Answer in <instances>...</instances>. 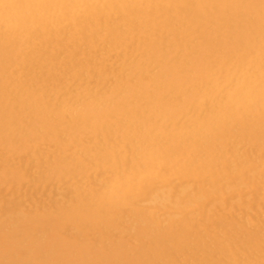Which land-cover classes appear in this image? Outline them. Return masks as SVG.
<instances>
[{
    "label": "bare ground",
    "instance_id": "bare-ground-1",
    "mask_svg": "<svg viewBox=\"0 0 264 264\" xmlns=\"http://www.w3.org/2000/svg\"><path fill=\"white\" fill-rule=\"evenodd\" d=\"M82 5L85 8H81ZM76 13L84 14L82 23H74ZM64 23L70 25L69 28L59 30V26ZM71 32H77L79 35L89 33L92 37L98 38L106 33L113 41L111 42L109 39V42L114 46H120L125 38L133 37L136 42L132 43L131 47L129 46L130 53L141 56L143 60L141 66H144L145 69L157 70V72L153 76L148 72L138 74L137 81L134 79L132 81L131 78L122 79L121 73L115 71L118 73V75H115L118 81L115 80L116 83L113 84L114 86L109 91V95L103 93L100 96L93 93L92 95H80L73 106L68 101H60L61 99L59 103L46 104L42 99L44 93L42 92V96L37 93L36 86L34 87L36 92L29 91L30 89L27 90L29 82L24 85V82L22 84L18 79H14L12 70L19 63L21 65L24 62L21 66L28 69L33 63L34 65H42L46 59H53V56L41 54L39 51H37L39 55L35 56L30 51L31 47L35 44L41 46L51 44L52 41L66 38ZM75 35L72 34V37ZM105 39L107 41V38ZM93 43L95 45V42ZM78 51H75L76 54H78ZM68 58L67 60H69ZM127 62L126 67L131 72L139 71L140 65L133 66L132 63L129 64L130 60ZM106 63L103 64L106 65ZM65 69L63 68V70ZM88 70L84 71L88 72ZM99 73L101 74V72ZM95 75L97 74L95 73ZM32 79L34 82L37 80L36 77H32ZM120 79L122 80L120 81ZM262 106H264V0H0V141L8 145L11 151L15 149L21 151L22 149L18 148H24L23 143L34 142L36 138L38 140V137L53 136L61 147L72 145L73 149L76 147L79 149L77 139L81 134L84 132L93 135H100L99 132L108 134L110 129L108 122L111 120H116L115 125L118 134L120 136L125 135L122 137L124 138L123 142L126 143L122 153L113 152V146L106 145L107 141L105 139L104 141L101 139L103 143L99 144L100 150L105 154H97L99 160L96 162L102 168L105 167L110 170L111 174L115 169H118L119 177L116 180L110 181L107 179L103 183L101 182L100 191H98L99 189L91 191V187L88 190L82 188L81 191L80 189L81 192L78 196L70 199L69 206L59 208V211L55 210L56 212L53 214L35 218L28 217L30 223L26 228V232L29 235L35 233L34 231L41 226L54 232L63 228L66 223L71 222L73 225H77L82 233L90 229L94 230L100 238H106L107 240H102L103 243L96 242L94 249L100 251L93 253V264H164L171 256L169 250L171 248L168 249V247H180L182 242L189 241L192 244L194 243L196 247H201L203 242L201 243L198 240L200 236L199 238H192L190 237L191 234L187 232L188 223L186 219L179 221L180 227L176 230L172 229V226L163 233L153 230L149 240H143L135 244L139 252L146 245L151 251L136 259L138 263L133 262L135 259L132 261L129 258L131 255L128 256L126 252L128 250H125L127 246L117 241L111 242L110 237L113 235L111 236L110 229L113 226L121 225V222H119L122 218L121 215L126 214L133 221L137 216L136 213H130L134 210L132 199L134 198L135 188H133L129 178L132 177V174L138 178L137 174L139 175V173L147 175L155 173V167L163 160L174 161L180 159L186 165L188 162L187 156L191 154V151H193L192 155L194 157L205 153L210 159L212 157L216 159L215 156L223 152L226 146H223L226 134L236 127L240 128V132L243 134L250 130L255 139L264 140V110H262ZM59 129L63 137L69 138L66 143L59 141L57 137ZM236 136V138H239L237 134ZM132 138L139 139L140 149L131 150L129 144ZM90 142L92 143V141ZM110 143L108 142V144ZM94 144L96 145V143ZM246 145L248 146V143ZM237 147L239 148V145ZM16 151L15 153H17ZM133 152L135 154L133 162H129L125 157L132 155ZM255 158L257 159L256 156ZM81 164L82 161L79 160V152L77 151L73 157L70 155V157L65 158L64 155L63 158H60L55 165V172L61 173L62 176L66 175L67 178V175L69 176L72 171H81ZM170 164L174 165L176 163L172 162ZM221 167L223 169V166ZM69 168H71L70 172H68ZM50 171L54 172V166H51ZM219 174L221 173L219 172ZM192 175L194 177L195 174L192 173ZM233 183L234 186L236 182ZM222 185L224 187L225 184L222 183ZM235 186V188L238 187ZM70 189L73 190V188ZM68 194V196L71 195ZM58 196L62 197L60 194ZM54 205L52 204V206ZM227 210L223 212H228ZM136 221L144 227L149 224L150 219L145 217V219ZM30 224L31 226H29ZM104 230L105 233H103ZM14 240L16 238L6 241H12L13 243ZM0 245H3L1 241ZM38 245L40 246V244ZM49 245L48 249L52 255L56 249L66 252L71 248L69 246L71 244L63 242L57 237ZM85 246L86 244L83 243L74 244V248H72L75 249V254H65V256H73L72 260L75 257L77 261L84 260L87 258L83 250ZM133 250L135 251L134 247ZM138 255L140 256V254ZM53 259L44 258L41 261L44 264H54ZM197 261L199 262L198 259ZM226 263L218 262L217 264Z\"/></svg>",
    "mask_w": 264,
    "mask_h": 264
},
{
    "label": "rangeland",
    "instance_id": "rangeland-1",
    "mask_svg": "<svg viewBox=\"0 0 264 264\" xmlns=\"http://www.w3.org/2000/svg\"><path fill=\"white\" fill-rule=\"evenodd\" d=\"M80 7L85 8V6L83 5ZM83 18H84L83 13H76V19L74 23H82ZM71 24L73 23L71 22ZM69 26L70 25H68L67 23H64L61 26H59L58 29L67 30ZM72 34L73 35L76 34V35L72 37ZM81 35L84 38H82ZM102 35L99 36L98 38V37H92L91 35H89V33L79 35V33L77 32H71L66 38L64 37L54 42L52 41V43L48 45L41 46L39 44H35L31 47V50H30L31 52L35 54V56L39 55V52H40L41 54L51 55L54 58L51 60L46 59V61L42 63V65H34L33 63V65H31L28 69L23 68V66L21 65L24 62L22 63L20 61L22 64L20 65L19 63V65L18 66L16 65L14 67V70H12V77L14 79H18L22 84L25 83L24 85H27L28 84L27 82H29V84L27 85L28 88H26L27 90L30 89L29 91L36 92V89H37L38 90L37 93H40L41 96L44 93V95L42 96V99L44 103L46 102V104L59 103L60 101L64 100L66 102L67 101L70 102V105L73 106L74 103L77 101L78 97H80V95H84V94L92 95V93L96 96H100L103 94L109 95V91L114 86L113 84L116 83V81H118V79H116L115 77V75H118L117 73L118 71L119 73H121L122 79L131 78L132 81L133 79L137 81L138 74H143V73L148 72L152 74L151 76H153L154 73L157 72V70L145 69L144 66H141L143 64V60L141 56L139 54H131L132 52L130 53L129 49L132 46V43L134 44L136 42L135 38L133 37H129L127 39L125 38L121 42L120 46H114L113 44H111V42L113 41L108 37L106 33H103ZM105 38H107L108 42L110 39L111 42L108 43L107 41H105L106 40ZM125 40L127 41L125 42ZM92 41L95 42V45ZM78 42L80 43V45ZM82 47L84 50L82 49ZM75 48L79 50L77 52L78 54H76L75 52L77 50H73ZM125 48H127L128 50H126ZM125 53L126 55L129 53L131 55L129 54L126 56ZM55 54H56V58H55ZM67 57H69L68 58L69 60H67ZM77 57H79L78 60H77ZM80 57H81V60H80L81 62L79 61ZM88 58H90L89 59L90 61L88 60ZM127 58L128 60H130L129 64L132 63L131 65L133 66L140 65L139 71L136 70L135 71L136 73L135 72L133 73L128 69V67H126L127 66L126 64L128 63ZM64 60L65 61L67 60V61L65 62ZM63 63H65L66 65ZM103 63H106V65ZM86 67L90 71L88 70V72H85L84 70H87ZM95 67L97 68L95 69ZM63 68H66V69L63 70ZM98 69H101V70H98ZM95 70L97 71L95 72ZM50 72H53V73L51 74ZM99 72H101V74ZM95 73L98 75V77L97 75H95ZM126 73L127 74L129 73L128 74L129 76ZM84 74H86L87 76ZM45 75L47 76V79ZM50 75L52 76L54 75L53 78ZM32 77L33 78L36 77L37 80H35L34 82ZM104 78H107V79H104ZM122 79H120V81ZM30 85L32 88L30 87ZM64 88L66 91L64 90ZM93 89L95 90V92ZM262 110H264V106H262ZM109 122H108V125L110 129L108 130L109 131L108 134H105L102 132H99L100 135L99 134L93 135L89 132H84L86 135L84 133L81 134L79 138L77 139V144L80 147L79 149L78 147L73 149L72 145L67 146V147H61L59 143L53 138V136L38 137V140L36 138L34 142L23 143L22 145H25V147L18 148V149H22L21 151L20 150L16 151L15 149L13 150L14 152L11 151V148L8 147V145H5V143L0 141V241L3 243V245H0V264H37V263L44 264L41 261V259H44V258L53 259L55 257L58 259H55V260L53 259L54 264H65V263L67 264H93L92 263L94 259L93 253L96 251H100V250L94 249L96 242H102L103 239H106V238H100L99 235L94 232V230L89 229L86 232L82 233L78 229V226L75 224L73 225V223L71 222L66 223L63 228L55 230L54 231L55 233L41 226L38 229H36L37 232L35 230L34 231L35 233H32L31 235H29V233L26 232V228H28V224L30 223L29 218H32V217L35 218L38 216H45V215L47 216V215L55 213L56 212L55 210H58L59 208H65L69 206L70 199H74L75 197H77L79 192L82 191V188L83 190H88V188L91 187L90 188L91 191L92 190L97 191V189H99L98 191H100L101 182L103 183L107 179H109L110 181H114L119 177L118 169H115L114 170L115 172L113 171V173L111 174L110 170H108L105 167L102 168V166H100L96 162L97 160H99V158L97 157L98 155L105 154V152L100 150V146H99V144L103 143L104 139L105 141H107L106 145H108L109 147L113 146L112 149H113V152L115 153H122L125 148L124 145L126 143L123 142L124 138H122L125 135L120 136L118 134V129H116L117 126L115 125L116 120H111ZM235 133L238 135L239 138H236L237 136ZM246 133L244 134L241 133L240 128L238 127L233 128V130H230V132L226 134L227 138L225 137L223 140V146L226 145L224 147L223 152L219 153L218 154L219 156L218 155L215 156L217 160L213 157L212 159H210V157H207L205 153H203V155L199 154V156L194 157V155H192L193 151H191V154L187 156L189 163L187 162L186 165H184V163L181 162L180 159H177V160L175 159L174 161L163 160V162L159 163L155 167V170H154L155 173L153 174L151 173L152 175L139 173V175L137 174L138 176L137 178V177H134L132 174L131 176L133 178L130 177L129 179L131 183L133 184V188H135V192H134L135 194H134V198L132 199L134 210L131 211L130 213L131 214L136 213L137 216H136V219H134L133 221V219L130 217L128 218L126 214L121 215L122 218L119 221L121 222V225L115 226V227L113 226V228L110 229V234L111 236L113 235L112 237H110L111 242L117 241L119 243L124 244V246H127L125 250L129 251V252L126 251L128 256L131 255L129 256V258L132 259V261L133 259H135L133 262L138 263L136 262V259H139L141 255H144L145 253H148L151 251H150V248L146 245L145 246L146 248L145 247L144 249L142 248L139 252L135 244L143 240H146V241L149 240V237L153 230H157L159 233H163L165 230H167V228L169 227L171 228V226H172V229L176 230L180 227L179 221H181L182 219H186L188 223L187 232L191 234L190 237L199 238L200 236V239L198 238L197 239L200 240L201 243L202 242L203 243L201 244V247L200 246L196 247V245L194 243L192 244L191 241L182 242L180 244V247L179 246L178 247H173V246L168 247V249L171 248L169 249L171 251V256L164 262V264H171V263L172 264L174 263L175 264H197V263L198 264H217L218 262L220 263L227 262L226 264H230V263L231 264H234V263L235 264H264V258H263L264 257V151H263L264 143H262L264 142V140L255 139L252 136V131L250 130H248ZM57 135H58L57 137L59 141H62L63 143H66L69 140V138L63 137L62 136L63 134H60V129L57 131ZM117 135H119L120 137ZM84 137H86L87 139ZM229 138H232L233 140ZM248 138L251 140H249ZM101 139H103V141ZM253 139H254V142H253ZM90 141H92V143ZM108 142H111V143L108 144ZM94 143H96V145ZM247 143H248V146L246 145ZM129 145L132 148L131 150H138L141 148L139 139L132 138ZM238 145H239V148L237 147ZM86 149L87 151H85ZM15 151L17 153H15ZM77 151L79 152V160H81L82 164H84L83 167L81 164V171H77V172L72 171L69 174V176L67 175V178H66V175L62 176L61 173L55 172V165L59 161L60 158H63L64 155H65V158L70 157V155L73 157L75 152ZM90 152L93 154V156ZM230 152L232 155L230 154ZM57 153L59 156L57 155ZM134 156L135 154L133 152L132 155L130 156L127 155L125 158L129 162H133ZM236 156L237 157L240 156V157H238L237 159ZM255 156L257 157V159L255 158ZM259 157L260 159H258ZM245 158H247L248 160H246ZM172 162L176 164L171 165L170 163ZM190 162H193V163H190ZM250 162H252L253 164ZM216 164L217 165L219 164V165L217 166ZM51 166H54V172L50 171ZM221 166H223V169ZM188 167H190L189 168L190 170L188 169ZM200 168H201V172H200ZM70 169L71 168H69L68 172L71 171ZM238 169L240 170V172ZM189 171L190 173L188 174ZM198 171L200 174L198 173ZM219 172L221 174H219ZM102 173H104L105 175ZM192 173L195 174L194 175L195 178L193 177ZM70 175H73V176H70ZM101 175H104V176H101ZM99 176H101L102 178L101 177L99 178ZM82 180L84 184L83 182H81ZM205 181L208 184L207 183L205 184L204 183ZM233 181L234 183L235 182L236 183L239 182V183L234 184ZM222 183L225 184L224 187ZM232 183L234 184V186L237 185L238 187L235 188L236 186L234 187ZM87 185L89 186L87 187ZM70 188H73V190ZM68 190H72V191H68ZM68 193H70L71 195L68 196L69 195ZM59 194L62 197L58 196ZM65 194L66 196H64ZM52 204L53 205L55 204V205L52 206ZM16 207H18L19 209L17 210ZM12 208H14L13 209L14 211L10 210ZM226 210L228 212H223ZM145 217L150 219V222L146 226L142 227L136 220L145 219ZM29 226H31V224ZM74 226L75 227L77 226V227L75 228ZM103 233H105V230ZM18 237H21L22 239L19 238L20 239L19 240ZM56 237L57 239L59 238V240H62L63 242L71 244L69 245L71 246V248H69L66 252H62L60 251V249H56L52 255L50 253V250L48 249V245ZM3 238L4 239L7 238L6 240L16 238V240H14L12 243V241L7 242ZM15 241L16 243L14 244ZM37 243L40 244V246ZM81 243L86 244V246L83 247V250L85 254L87 255L86 259L77 261L76 257L74 258V260H72L73 256H65V254L74 255L75 249L73 250L74 248L73 245L74 244L78 245ZM167 246H169V244H167ZM202 246H204L203 248L206 251L203 250ZM133 247L135 251L133 250ZM49 248H50V245H49ZM193 253L196 255H194ZM138 254H140V256ZM197 259L199 260V262L198 261L196 262Z\"/></svg>",
    "mask_w": 264,
    "mask_h": 264
}]
</instances>
